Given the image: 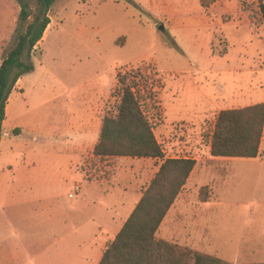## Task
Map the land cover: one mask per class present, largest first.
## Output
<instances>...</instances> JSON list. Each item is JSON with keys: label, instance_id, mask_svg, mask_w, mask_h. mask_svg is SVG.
Here are the masks:
<instances>
[{"label": "rangeland", "instance_id": "obj_1", "mask_svg": "<svg viewBox=\"0 0 264 264\" xmlns=\"http://www.w3.org/2000/svg\"><path fill=\"white\" fill-rule=\"evenodd\" d=\"M209 1L204 9L200 0H56L41 42L21 58L33 69L7 101L0 244L8 251L30 261L61 247L47 210L77 201L68 194L85 178L108 181L115 167L122 180L140 166L148 185L160 160L100 161L92 149L117 73L149 66L163 87L152 124L164 157L196 162L157 239L228 264H264V134L256 159L213 158L209 143L221 111L264 100V25L258 0ZM36 15L37 0H0V64Z\"/></svg>", "mask_w": 264, "mask_h": 264}, {"label": "trees", "instance_id": "obj_2", "mask_svg": "<svg viewBox=\"0 0 264 264\" xmlns=\"http://www.w3.org/2000/svg\"><path fill=\"white\" fill-rule=\"evenodd\" d=\"M210 0L209 3H214ZM56 0H37V15L19 35L15 46L0 64V142L6 118L7 101L17 81L32 71L27 59L41 42L50 24V12ZM259 2L264 25V3ZM207 9L209 4L200 0ZM27 5L21 6L19 23L28 18ZM112 93L115 104L101 119L98 139L93 147L95 160L112 158L160 160L158 171L143 192L140 201L115 238L107 242L99 264H228L217 258L194 253L157 239L159 228L189 179L196 162L192 159H165L152 120L160 114L162 83L149 66L117 73ZM264 129V103L221 111L210 136L213 158L256 159L260 153ZM200 190V199L207 201Z\"/></svg>", "mask_w": 264, "mask_h": 264}, {"label": "crops", "instance_id": "obj_3", "mask_svg": "<svg viewBox=\"0 0 264 264\" xmlns=\"http://www.w3.org/2000/svg\"><path fill=\"white\" fill-rule=\"evenodd\" d=\"M261 103H264V100L246 107ZM7 108L8 106L6 116ZM99 129L100 124L97 126L95 143ZM121 159L146 160L114 158ZM112 168L113 172L108 181L85 178L84 186L75 185L74 194H68V198L74 201V195H77L80 197L77 201L66 205L57 200L53 207L48 208L49 235L55 241L61 240V247L50 255L34 256L30 261H25L15 250L8 251L0 244V264H99L107 242L118 234L150 183L149 181L144 187L145 171L140 166L134 170H122V180L118 178V173L114 172L116 168ZM135 170V173L142 175L141 178L134 176ZM156 172L157 170L153 173ZM76 188H79L77 192Z\"/></svg>", "mask_w": 264, "mask_h": 264}, {"label": "water", "instance_id": "obj_4", "mask_svg": "<svg viewBox=\"0 0 264 264\" xmlns=\"http://www.w3.org/2000/svg\"><path fill=\"white\" fill-rule=\"evenodd\" d=\"M159 30L163 31V27H160Z\"/></svg>", "mask_w": 264, "mask_h": 264}, {"label": "built area", "instance_id": "obj_5", "mask_svg": "<svg viewBox=\"0 0 264 264\" xmlns=\"http://www.w3.org/2000/svg\"><path fill=\"white\" fill-rule=\"evenodd\" d=\"M78 189H79V188H76V189H75V191L77 192V191H78ZM70 197H72V196H70Z\"/></svg>", "mask_w": 264, "mask_h": 264}]
</instances>
